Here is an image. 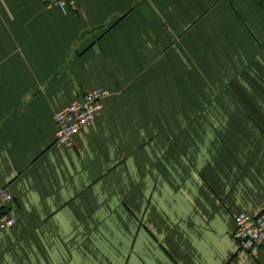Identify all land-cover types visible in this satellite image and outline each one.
<instances>
[{
  "label": "crops",
  "instance_id": "crops-1",
  "mask_svg": "<svg viewBox=\"0 0 264 264\" xmlns=\"http://www.w3.org/2000/svg\"><path fill=\"white\" fill-rule=\"evenodd\" d=\"M4 187L0 264H264L234 237L264 211V0H0Z\"/></svg>",
  "mask_w": 264,
  "mask_h": 264
},
{
  "label": "built area",
  "instance_id": "built-area-1",
  "mask_svg": "<svg viewBox=\"0 0 264 264\" xmlns=\"http://www.w3.org/2000/svg\"><path fill=\"white\" fill-rule=\"evenodd\" d=\"M64 11L76 6L79 0H45ZM111 95L109 89L94 87L81 97L54 113L57 125L56 140L58 143L73 146L75 136L84 128L94 125L104 108V100ZM14 196L7 188L0 189V230L13 228L17 219L9 205ZM238 249L254 252L264 247V211L258 215L242 212L235 217V232ZM227 264H233L228 262Z\"/></svg>",
  "mask_w": 264,
  "mask_h": 264
}]
</instances>
